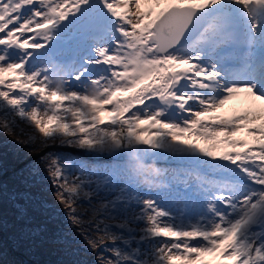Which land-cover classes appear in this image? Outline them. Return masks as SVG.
<instances>
[{"label":"snow or ice","instance_id":"6c2138e0","mask_svg":"<svg viewBox=\"0 0 264 264\" xmlns=\"http://www.w3.org/2000/svg\"><path fill=\"white\" fill-rule=\"evenodd\" d=\"M0 136L67 222L13 194L33 247L264 264V0H0Z\"/></svg>","mask_w":264,"mask_h":264},{"label":"trees","instance_id":"16d2710c","mask_svg":"<svg viewBox=\"0 0 264 264\" xmlns=\"http://www.w3.org/2000/svg\"><path fill=\"white\" fill-rule=\"evenodd\" d=\"M7 140V137L0 136V141ZM0 168V179L7 181L6 185L2 184L3 194L0 197V251L5 264H77L92 259L75 244L71 249L56 243L40 247L30 245L22 235L21 224L16 217L13 194L26 191L32 194V214L38 221L49 224L50 234L67 230L61 206L53 200L46 180L38 176L35 183H32L30 177L20 175L21 161L10 143L0 144ZM38 185L45 186L41 189Z\"/></svg>","mask_w":264,"mask_h":264},{"label":"clouds","instance_id":"9594fccd","mask_svg":"<svg viewBox=\"0 0 264 264\" xmlns=\"http://www.w3.org/2000/svg\"><path fill=\"white\" fill-rule=\"evenodd\" d=\"M149 171H150V178H152V179L158 178L159 173L155 169V166L154 165L150 167ZM141 180H142V182H144V178L143 177H141ZM149 186H155V185H151L150 184Z\"/></svg>","mask_w":264,"mask_h":264},{"label":"rangeland","instance_id":"374dc122","mask_svg":"<svg viewBox=\"0 0 264 264\" xmlns=\"http://www.w3.org/2000/svg\"><path fill=\"white\" fill-rule=\"evenodd\" d=\"M11 173H13V172H11ZM6 182H7L6 180H2V179H0V184L6 185V184H5Z\"/></svg>","mask_w":264,"mask_h":264}]
</instances>
